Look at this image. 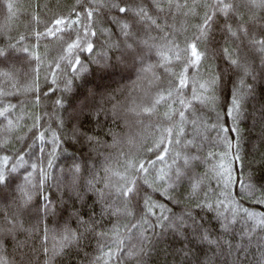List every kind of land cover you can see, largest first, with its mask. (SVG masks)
<instances>
[{
    "label": "snow or ice",
    "instance_id": "1",
    "mask_svg": "<svg viewBox=\"0 0 264 264\" xmlns=\"http://www.w3.org/2000/svg\"><path fill=\"white\" fill-rule=\"evenodd\" d=\"M0 7L7 13V22L0 23V35L9 41L7 47L28 53L37 65L24 91L39 93L40 73L46 65L45 82L50 80L49 87L55 85L52 90L61 93L54 105L63 107L67 94H73L77 101L71 106L67 122L60 119L55 130L50 124L40 130L42 118L33 116L28 138L32 143L21 136L18 139L25 142L16 147L9 137L20 128L23 116L17 113L15 104L5 102L13 93L0 91V118L6 121L0 130V152L5 153L0 155V194L11 193L7 208L0 209V264H38L37 251L43 253V264H63V258L72 255L74 248L79 256L82 240L88 245L95 241L92 254L84 250L85 264H148L152 249L166 234L190 244L208 245L216 260L208 257L196 264H219L220 256L233 252L235 264H247L249 255L253 257L252 264H264V214L257 220L258 214L242 208L231 192L239 185L235 196L240 201L264 205V155L258 164L245 158L238 126L229 129L217 121L212 125L214 131L218 130L220 153L205 154L206 138L202 135L208 128L207 113L216 109L217 88L223 79L205 62L224 59L235 73L227 96L221 90V111L234 123L246 98L254 95L257 84H264V0H193L191 4L187 0H77L73 5H57L46 18L43 31L35 33V49H39L42 37L55 43L58 52L51 60L47 52L41 55L26 46L25 35H11L10 25L23 7L19 0H0ZM174 14L188 18V27H177L172 22ZM32 19L40 23L39 18ZM218 21L235 51L227 42L222 48L213 44V31L220 27ZM154 59V63L149 62ZM201 68L205 69L203 74ZM159 69L163 71L158 74ZM90 70L102 77L117 72L128 73L129 78L135 75L133 89L146 86L152 90L149 102L140 104L133 98L128 108L137 115H154L161 105L167 109L166 123L155 126L159 135L153 136L151 145L144 144L143 137L137 142L133 136L122 139L111 129L104 132L101 127L97 133L84 127L81 117L94 116L99 127L101 115L105 121L110 118L116 122L121 110L120 89L107 92L103 82L92 83ZM2 75L10 78L7 72ZM77 80L81 83L74 89ZM36 102H40L39 95ZM175 103L181 105L179 110L172 107ZM187 125H191V132ZM230 132L236 133L232 139L227 135ZM101 134L104 139L98 138ZM48 136L50 139H46ZM36 141L41 145L39 155L32 150ZM69 143L86 146L90 150L88 159L95 152L103 161L94 160L91 170L87 161L83 169L74 162L67 172L61 169L54 183H49V170L62 145ZM138 143L139 147H135ZM47 145L51 148L45 161ZM122 145L129 146L128 151ZM149 153H154L155 159ZM212 159L220 162L211 164ZM158 162L165 167L158 168ZM21 168L27 173L22 178L18 174ZM82 173H89L90 178ZM46 185L59 195H45ZM217 192H227L230 203L219 199ZM39 197L45 200L42 215ZM89 201L93 213L99 208L98 218L84 211ZM192 205L199 211L194 213ZM62 211L69 213L68 220H63ZM200 212L212 214L209 219L216 220L220 231L214 233ZM26 214L29 227L21 221ZM41 219L54 226L44 229L37 249L27 236L19 239V234L34 233ZM241 219L244 227L237 233L235 225ZM33 220L37 223L33 224ZM254 243L258 257L251 251ZM184 254L190 255V251Z\"/></svg>",
    "mask_w": 264,
    "mask_h": 264
},
{
    "label": "trees",
    "instance_id": "2",
    "mask_svg": "<svg viewBox=\"0 0 264 264\" xmlns=\"http://www.w3.org/2000/svg\"><path fill=\"white\" fill-rule=\"evenodd\" d=\"M77 0H19V3L23 6L15 18V20L11 23V35L16 36L17 33L25 35L27 39L24 41V44L32 49H35L36 45V37L35 33L37 31H43L44 22L47 17L52 15V12L56 10V6H64V5H73L76 4ZM189 4L193 2V0H187ZM175 20L172 21L175 23L177 27H188L187 19L183 15L174 14ZM33 17L39 18L40 23L37 24ZM192 19V23L195 24L196 20ZM222 19V18H221ZM7 22V13L4 11L2 7H0V23ZM220 24V21H218ZM223 25L220 24V27L213 31V44L217 48H222L224 44L227 42L229 46L233 47L235 51V45H233L232 41L228 39V37L222 31ZM102 42V41H101ZM9 41L6 36L0 35V49H3L5 55L0 56V91H11L13 95L7 97L6 103H12L17 106V113L23 116V119L20 121V128L15 129L11 136L9 137L10 143H13L16 147H22L24 144V140H19L18 137L23 136L28 143H32L31 139H28L31 136V132H29V128L33 124V116H39L42 118L41 120V129L46 128L51 125L52 129L55 130L57 124L60 119L65 120L67 122L68 113L71 111V106L76 104V99L73 94H67V98L64 99L63 107H57L54 105V101L57 98L61 97V93L57 91H53L56 86L50 85V80L45 82L44 75L47 73V66L44 65L41 73H40V91L36 93L35 91L25 92L24 85L26 81H29L31 78L30 74H33V69L37 67L34 57L20 51L18 49L8 48ZM15 43V41H13ZM39 49H35L39 54L43 55L47 52V58L51 60L57 55L58 49L55 46V43L52 41H46L43 37L39 41ZM237 46L241 47L243 51V47L240 45V42H237ZM151 63L155 62V59L149 61ZM260 61H257V66L259 67ZM205 66L212 71L218 72L222 75V83L217 88V101H216V109L215 111H209L207 113V117L205 118V122L208 125L207 132L202 133L205 136V144H204V153L209 154L211 152H221V146L217 142V131L213 130L212 125L218 122V124L223 125L229 129L238 126L240 129V137H241V150L245 154V158L247 160H256L257 164L259 158L264 155V84H257L254 95L248 96L245 100L243 111L240 113L239 119L234 123L231 117H226L223 115L221 111V106L224 103V95H221V90L227 96V93L232 89L231 80L235 79V73L229 69L228 64L224 59H213L211 64L205 62ZM163 69L158 70L162 72ZM205 71L204 68H201V73ZM9 73V77H5L3 73ZM89 79L92 83H101L103 82L106 86V91L111 92L115 89H120L119 96L121 99V110L119 114V121L113 122L110 118L105 121L103 115L100 116V126H97L96 118L93 116L90 119H85L81 117L83 121L84 127L91 131L100 133V128L103 127L104 132H108L109 129L113 132H117L120 134L122 139H126L128 136H133L136 138L137 142H140L141 137L144 138L143 143L147 145L152 144V139L154 135H159L156 131V125L158 123H166L164 112L167 110L163 105L158 107V111L154 115L142 114L137 115L133 112L125 113V108L129 105L130 101L135 98L136 101L140 104H144L149 102L152 90L148 89L146 86L142 88H130L134 84L136 79L135 75H132L129 78L128 73H115L111 77H102V74L99 72H92L90 70ZM81 82L79 80L75 81L74 89ZM16 85L13 88V85ZM62 87V84L60 85ZM105 91V89H102ZM187 91V90H186ZM128 94V98L126 95ZM40 96V102H36V96ZM99 99V97H98ZM108 107H111L109 104ZM172 107L176 110L181 108L179 103H175ZM68 109V112L65 111ZM124 112V114H122ZM50 114V115H49ZM235 115V113L233 114ZM15 119V117H11ZM174 119L176 121L179 120L178 116H175ZM0 130L3 129L6 121H3V118H0ZM187 129L191 132V125H187ZM221 136L225 135L224 133L220 134ZM229 139H232L236 136L235 132H230L227 134ZM210 137V139H208ZM2 138V137H0ZM16 138V139H12ZM98 138L104 139L105 137L101 134ZM190 138V137H189ZM46 139H50V136L46 137ZM108 142L111 143L110 137H108ZM222 143V141H221ZM40 142L36 141L33 147V151L38 153V149L40 147ZM125 151H128L129 146L122 145ZM139 147V143L135 146ZM133 147V150H135ZM51 145H47L45 147V161L47 158V152L50 150ZM27 151V150H26ZM89 149L87 147H81L80 144H66L62 145V150L58 153L57 159L54 161V167L50 169L51 178L49 183H54L56 178L60 176L61 169L65 172L69 168L72 167L73 163H79L84 168V162L87 161V167L89 170L93 168V161L100 160L103 161L102 156H97L95 152L91 153L92 159H88ZM102 151H104L102 149ZM113 152L119 151V149H113ZM5 153L0 152V155H4ZM152 159H155L154 153H149ZM231 159V156L229 157ZM32 161L35 162V157L32 158ZM170 163V161H168ZM220 161L217 159H212L211 164H216ZM158 168L165 167L164 164L158 162ZM210 166V165H209ZM239 168V164L236 166ZM30 170V169H29ZM99 171V169H96ZM203 170V169H202ZM19 175L21 178L23 175H27L24 172V169L21 168L19 170ZM86 178H90L89 173H82ZM37 174H34L37 176ZM258 177L261 175L257 174ZM213 185L215 182H212ZM102 187V185H101ZM239 185H236L231 189L232 196L240 203L242 208H248L249 211H253L257 213V220L259 219L260 214H264V205L257 204L255 202L248 201H240L239 197L235 196V193L238 191ZM45 195H48L52 198L57 197L59 194L56 192L55 188H48L46 185ZM216 196L219 199L224 200L225 203H230L227 199V192H217ZM161 202H165L163 197H158ZM11 200V193L5 192L0 194V209H6ZM39 204L41 215L43 213V207L45 204V200L43 197H39ZM170 207H174L170 205ZM194 213L199 211L195 209V206L192 205ZM86 213H93V208L91 206V201H89V206L84 210ZM179 211V209H177ZM34 214V213H33ZM97 218L99 217V208L95 209L93 213ZM63 220H68L69 213L67 211H62L61 213ZM212 214H205L204 212H200V216L205 218V223L207 226L215 233L219 232V226L217 225L216 220L209 219ZM2 218V216H0ZM21 221L24 223L25 227H29L28 224V216L27 214L21 217ZM33 224H36L37 221L33 220ZM61 227H63V221H60ZM54 225L51 223L46 224L44 219H41L38 222L37 230L34 233H20L19 239L23 240L27 236L29 243H35L37 249H40L42 241H43V231L47 227L51 229ZM69 226L73 227V222L69 221ZM111 227V225H108ZM244 227V220L241 219L240 223L235 225V230L237 233L240 228ZM230 237H225L228 239ZM7 246L9 252L12 249V242L9 240L7 242ZM52 246L51 238H49V247ZM80 254L76 255V249H73L72 255L63 258V264H85L83 259L84 250H88L89 254H92L95 248V241L92 242L91 245H88L86 241L80 242ZM183 250V251H181ZM185 251H190V255H185ZM251 251L255 253V255L259 256V251L256 249L255 243L252 245ZM208 257H212L215 261L216 258L213 257V253L210 250L209 246L198 243H189L187 241H182L180 239L174 238L171 235H165L163 238L158 240L155 248L152 249L150 256L148 259V264H196L197 260H205ZM36 262L38 264H43V253L37 251L36 253ZM243 259V257H241ZM253 257L249 255L247 264H252ZM236 262V253L233 252L230 256H220L219 264H235Z\"/></svg>",
    "mask_w": 264,
    "mask_h": 264
},
{
    "label": "rangeland",
    "instance_id": "3",
    "mask_svg": "<svg viewBox=\"0 0 264 264\" xmlns=\"http://www.w3.org/2000/svg\"><path fill=\"white\" fill-rule=\"evenodd\" d=\"M130 88H133V86H132V87L129 86V89H130ZM20 89H24V88H20ZM127 96H128V94L126 95V97H127ZM127 98H128V97H127ZM129 102H130V99H129ZM130 106H131L130 103H129V105L126 106V108L124 109V110H125V113L129 112V111H128V108H129ZM122 114H124V112H123Z\"/></svg>",
    "mask_w": 264,
    "mask_h": 264
}]
</instances>
